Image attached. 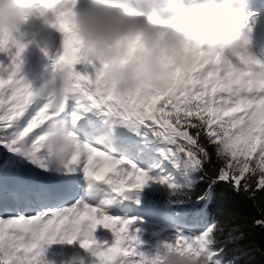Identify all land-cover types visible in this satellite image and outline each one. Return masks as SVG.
I'll return each mask as SVG.
<instances>
[{
  "label": "snow or ice",
  "instance_id": "1",
  "mask_svg": "<svg viewBox=\"0 0 264 264\" xmlns=\"http://www.w3.org/2000/svg\"><path fill=\"white\" fill-rule=\"evenodd\" d=\"M53 27L64 36L56 62L74 79L59 109L33 98L19 31L0 35V147L8 153L0 159V264H162L161 246L206 253L207 264H235L223 259L216 233L227 227V240L236 241L241 226L201 227L204 210L188 206L205 204L219 182L249 198L264 191V62L250 49L228 57L193 51L190 63L168 71L163 88L121 96L105 81L107 69L88 60L70 8ZM77 61L91 71H77ZM69 119L75 148L53 170L44 133ZM29 165L36 171L21 176ZM160 191L174 209L170 218L187 227L161 228L152 219L148 197Z\"/></svg>",
  "mask_w": 264,
  "mask_h": 264
},
{
  "label": "clouds",
  "instance_id": "2",
  "mask_svg": "<svg viewBox=\"0 0 264 264\" xmlns=\"http://www.w3.org/2000/svg\"><path fill=\"white\" fill-rule=\"evenodd\" d=\"M247 7L248 0H0V35L25 25L37 32L53 27L70 8L88 60L105 67L108 86L127 96L145 85L163 88L168 71L190 63L193 51L246 54L253 32ZM30 83L33 98L52 109L61 108L74 93L70 69L56 60L43 66L38 84ZM74 129L71 119L46 129L44 144L53 170L73 153ZM159 251L162 264H207L203 252L197 256L163 246Z\"/></svg>",
  "mask_w": 264,
  "mask_h": 264
},
{
  "label": "trees",
  "instance_id": "3",
  "mask_svg": "<svg viewBox=\"0 0 264 264\" xmlns=\"http://www.w3.org/2000/svg\"><path fill=\"white\" fill-rule=\"evenodd\" d=\"M210 151H212L210 149ZM8 153L0 147V159L6 158ZM212 164L217 168L214 152L212 153ZM212 172V166L206 165ZM208 186V181L199 182L192 191V201L200 195ZM150 204L162 207L164 210L173 212L172 206L168 205L167 193L160 191L151 196ZM189 209H203L205 218L201 227L210 225L214 221L222 224H238L243 238L236 241L227 240V227L225 233H216L219 243L216 247H223V259L235 258V264H264V226L258 225L257 220L264 219V191H257L254 198H249L248 193L243 190L236 191L231 184L219 182L213 188L211 198L205 204H189Z\"/></svg>",
  "mask_w": 264,
  "mask_h": 264
},
{
  "label": "bare ground",
  "instance_id": "4",
  "mask_svg": "<svg viewBox=\"0 0 264 264\" xmlns=\"http://www.w3.org/2000/svg\"><path fill=\"white\" fill-rule=\"evenodd\" d=\"M256 2V10L252 11L253 9L248 4L247 10L249 11V17H247V20H251L253 23V36L255 41H258L259 44L262 46L260 54L262 55L264 59V0H255ZM60 31L56 29L55 27H48L45 28L42 31H35V30H29L27 25L22 26L19 30V34L22 36V38H33L32 42L36 40V42L39 44L41 42V39L43 38V41L41 43V48L45 47L48 48L50 45V41L54 38L57 39L58 35H60ZM63 34V33H61ZM45 64H50V56L42 54L41 57L35 56L32 60V75H33V84H38L40 77L43 76V66ZM90 65H87V68H89ZM75 69L77 71L83 72L82 68L78 66V64L75 66Z\"/></svg>",
  "mask_w": 264,
  "mask_h": 264
},
{
  "label": "rangeland",
  "instance_id": "5",
  "mask_svg": "<svg viewBox=\"0 0 264 264\" xmlns=\"http://www.w3.org/2000/svg\"><path fill=\"white\" fill-rule=\"evenodd\" d=\"M22 35V34H21ZM23 42H25L27 44V47L25 48L24 52L22 53V60H23V72L26 75L27 79L29 81L32 82V73H31V67H32V60L35 56H37L38 53V43L36 42V40H34V42H32L33 38L31 37H27V38H22ZM251 51V49H250ZM252 52V51H251ZM253 53V52H252ZM5 56L4 54H0V59H4ZM262 62V60H260ZM82 65V70L84 71L85 68H87L86 65H84L83 63H80ZM96 67H99L100 65L98 63L95 64ZM89 71H91L92 66L90 65L89 68H87ZM35 112V108H31L29 110V113L25 114V118H30V114H34ZM30 173L35 172L36 170L32 168V166H27ZM25 167V168H27ZM169 167L171 168V166L169 165ZM169 170H173V169H169ZM29 173V174H30ZM29 214H34V213H29ZM150 215L152 217V219H154L156 221V223L161 227V228H168L170 226H178L175 222L173 221H168V219L161 217V215L155 214V211L150 210ZM97 231H104L101 228H98ZM144 240L148 241V243H154L155 242V238L154 237H148L145 236L143 237ZM147 246V245H145Z\"/></svg>",
  "mask_w": 264,
  "mask_h": 264
}]
</instances>
